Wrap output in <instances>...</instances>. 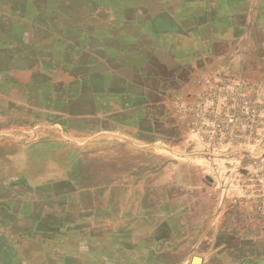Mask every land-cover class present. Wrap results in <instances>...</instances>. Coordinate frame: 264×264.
<instances>
[{
	"label": "crops",
	"instance_id": "1",
	"mask_svg": "<svg viewBox=\"0 0 264 264\" xmlns=\"http://www.w3.org/2000/svg\"><path fill=\"white\" fill-rule=\"evenodd\" d=\"M38 3L0 1V46L12 49L11 67L0 56V120H34L36 101L63 100V112L47 111L63 119V156H79L63 162V198L74 203L49 238L63 243V257L75 243L94 264H264V225L245 221L208 163L182 151L187 118L175 105L212 71L238 72L264 97V0H61L58 14L37 13ZM37 29L50 51L30 50ZM9 130L0 128V160L14 162L26 149L4 142ZM88 141L112 156L93 163L91 186L80 169ZM118 145L140 160L114 161ZM120 181L127 194L116 205ZM14 232L0 225V242L52 243Z\"/></svg>",
	"mask_w": 264,
	"mask_h": 264
},
{
	"label": "rangeland",
	"instance_id": "2",
	"mask_svg": "<svg viewBox=\"0 0 264 264\" xmlns=\"http://www.w3.org/2000/svg\"><path fill=\"white\" fill-rule=\"evenodd\" d=\"M36 1L39 2L36 8L37 13L58 14L62 11L60 10L61 0ZM114 1L123 3L129 0ZM132 1L139 4L140 0ZM134 11V9L128 10L132 15L135 14ZM27 12L31 14L32 8H28ZM85 12V9L83 11L78 8L73 11V14L80 15ZM50 41H52L51 38L48 39L46 35L41 33V30L37 29L36 46H31L30 50L50 51L48 50ZM26 42L24 41L25 44H27ZM29 43L30 41H28ZM33 44H35V41H33ZM18 48L26 49V46L20 44ZM18 48L16 46L17 53L19 52ZM0 50V56L6 55L4 60H7L11 67L12 49L6 50V48L0 46ZM17 60L22 63L27 59L23 58L22 55H17ZM21 73L18 77L26 81L28 73ZM237 76L242 77L238 72L232 71L208 72L197 78L195 87L188 88L187 95L181 94L178 96L175 99V105L181 110L194 104L198 94L207 88L206 83L211 80L226 77L233 79ZM255 83L259 86L258 97L264 107L262 87L259 83ZM210 89L211 87L207 91ZM50 100L52 101L51 105L50 103L43 104L36 101V119L34 120H0V128H10L9 134L4 136V142L10 139L14 143L23 145L26 149L14 162L12 160H0V225L13 227L15 230L14 235L16 237L18 235L19 238L29 237V234L33 232L41 240L44 238L51 240L49 238L52 232L56 234L63 230V207L66 203H74V200L66 201L63 198L65 189H63V162L67 161L69 165H72L79 156H76L75 150L63 156V136H60L61 133L59 132L63 125V119H49L48 116L52 114L47 112L52 109L63 112V100L57 97ZM76 106L84 109L88 107L84 104ZM104 106L106 105L101 104V107ZM53 112L55 113V111ZM60 112L56 113L61 114V118H63V113ZM186 118L187 123L184 125L183 130L187 135V145L182 151L189 157H200L208 163L210 176L223 182L221 187L222 191L228 195V205L234 207L245 221H258L264 225V212H258L259 208H264V144L263 146L252 144L227 151L214 150L206 145L197 133L189 129L190 119ZM74 123L75 121H72V124ZM52 130L53 132H51ZM86 146L82 158L84 162L80 169L85 175L84 179L88 182L87 186H91L88 177L98 171L96 167L93 168V163L109 158L111 160L112 156H107V154L92 149L90 141ZM118 146L116 154L113 156L114 161L117 163L140 160L141 156L139 154L131 153L130 155L129 152L121 150V145ZM119 167L121 168V166ZM115 170L118 174L116 176H119L121 169L115 168ZM100 171L102 170L100 169ZM125 191L124 183L117 182L115 185L116 205L123 202V198L127 194V191ZM241 193L248 194V196L240 198ZM100 202L107 204V199L102 196ZM51 241L52 243H20V245L0 242V264H80V255L83 264H94L90 261L91 252H86L87 249L82 255L78 251L79 247L75 243H71L66 249L67 254H64L63 257V243ZM84 246L86 248V243H84Z\"/></svg>",
	"mask_w": 264,
	"mask_h": 264
},
{
	"label": "built area",
	"instance_id": "3",
	"mask_svg": "<svg viewBox=\"0 0 264 264\" xmlns=\"http://www.w3.org/2000/svg\"><path fill=\"white\" fill-rule=\"evenodd\" d=\"M206 87L194 104L181 109L190 119L189 129L214 150L263 146L264 107L258 97L259 86L237 76L211 80ZM210 87L212 90L207 91ZM258 212H264V208Z\"/></svg>",
	"mask_w": 264,
	"mask_h": 264
},
{
	"label": "water",
	"instance_id": "4",
	"mask_svg": "<svg viewBox=\"0 0 264 264\" xmlns=\"http://www.w3.org/2000/svg\"><path fill=\"white\" fill-rule=\"evenodd\" d=\"M194 264H197L198 263V259H194Z\"/></svg>",
	"mask_w": 264,
	"mask_h": 264
}]
</instances>
